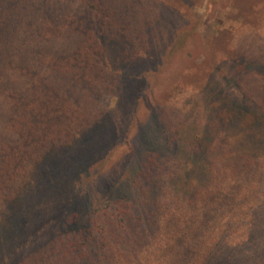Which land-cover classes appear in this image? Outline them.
<instances>
[{
	"label": "rangeland",
	"instance_id": "rangeland-1",
	"mask_svg": "<svg viewBox=\"0 0 264 264\" xmlns=\"http://www.w3.org/2000/svg\"><path fill=\"white\" fill-rule=\"evenodd\" d=\"M100 6L113 17L102 18L106 30L91 14L85 34L60 35L55 21L42 37L37 32L26 40L29 46L42 41L38 57L28 60L37 78L32 84L25 75L21 88L45 90L43 104L57 115L39 126L48 143L63 133L61 107L91 115L68 146L39 162L20 202L0 199V225L16 222L0 242V264L41 258L43 264H69L53 244L60 229L88 223L97 209L101 217L123 211L132 229L127 235L137 241V222L149 219L152 194L166 185L188 191L187 182L202 178L209 166L218 176L228 168L230 179L234 168L228 209L245 190L264 195V0H100ZM42 55L71 56L68 74L60 61H38ZM8 77L4 70L1 86ZM6 109L0 100V115ZM1 134L23 156L42 139L2 120Z\"/></svg>",
	"mask_w": 264,
	"mask_h": 264
},
{
	"label": "trees",
	"instance_id": "trees-1",
	"mask_svg": "<svg viewBox=\"0 0 264 264\" xmlns=\"http://www.w3.org/2000/svg\"><path fill=\"white\" fill-rule=\"evenodd\" d=\"M37 1L0 0V83L4 84V70L6 77L9 75L5 78L9 83L0 85V100L8 107L0 115V121H4L6 127L18 129L21 134L30 130L35 135L34 139L42 138L40 142L30 144L29 152L23 156L14 151L13 143L0 135V199L16 202H20V195L26 190L24 188L30 176L35 174L39 162L57 147L68 146L75 134L89 125L91 115L85 110L73 112L84 114L85 118L72 115L73 109L68 103L69 107H61L62 113L65 111L62 125H59L63 133L52 136L49 143L46 136H42L39 126L46 125V121L53 122L57 115L49 112L43 104L45 90L32 93L30 89L26 92L21 88L22 78L31 75L28 60L37 58L42 47L41 40L29 46L26 41L28 36L38 32L42 37L49 29L48 24L54 25L55 21L58 29L54 32L60 35L78 31L85 34L87 28L92 29L88 22L91 14L96 17L95 21H100V29L106 30L102 18L113 20L111 15L107 17L101 10L100 0H76L71 6L69 0L68 6L62 4L63 0H49L43 4H37ZM59 5L54 10L59 12L53 13L55 18L51 16L50 19L52 9ZM39 11L48 12L41 14L42 17L33 16ZM61 13H64L63 16L56 20ZM43 16L45 24H38L36 20ZM33 28L38 31H32ZM42 56L47 59L40 56L38 61L51 64L60 61L59 68L68 74L71 56ZM33 78L37 76L31 75L32 84ZM31 138L32 135L29 140ZM145 164L146 161H143V167ZM244 167L247 166H237L240 170ZM231 169L232 179L226 176L228 168L218 176L214 173V167L209 166L203 171L202 178L187 182L188 191H175L166 185L152 194L149 219L144 222L140 218L137 222V241L129 239L127 235L132 229L123 211L106 212L101 217L100 209H97L91 214L88 223L60 229L53 244L64 250L70 259L69 264H264V195H246L245 190L232 197L235 205L228 209L229 205L224 201L227 199L226 188L234 182V168ZM151 182L155 180L151 179L149 187ZM12 222L14 220L10 224L0 225V242L3 244L9 234L15 231L16 224ZM135 243L137 257H134L135 249L132 248L136 246ZM125 245L128 246V252L124 253ZM37 264H43L42 258Z\"/></svg>",
	"mask_w": 264,
	"mask_h": 264
}]
</instances>
